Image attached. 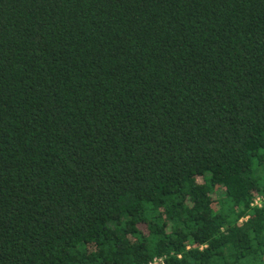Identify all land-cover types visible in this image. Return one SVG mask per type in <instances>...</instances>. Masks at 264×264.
Instances as JSON below:
<instances>
[{
	"label": "trees",
	"instance_id": "16d2710c",
	"mask_svg": "<svg viewBox=\"0 0 264 264\" xmlns=\"http://www.w3.org/2000/svg\"><path fill=\"white\" fill-rule=\"evenodd\" d=\"M152 263L264 264V0H0V264Z\"/></svg>",
	"mask_w": 264,
	"mask_h": 264
},
{
	"label": "built area",
	"instance_id": "2783aa9c",
	"mask_svg": "<svg viewBox=\"0 0 264 264\" xmlns=\"http://www.w3.org/2000/svg\"><path fill=\"white\" fill-rule=\"evenodd\" d=\"M261 201H262L261 199L257 200V201H256V204L261 205ZM163 260H164V259H155V260H154V263H161V262H163ZM152 264H153V263H152Z\"/></svg>",
	"mask_w": 264,
	"mask_h": 264
}]
</instances>
